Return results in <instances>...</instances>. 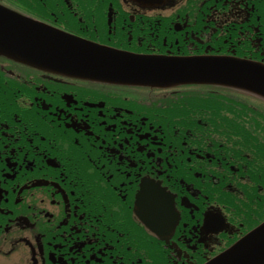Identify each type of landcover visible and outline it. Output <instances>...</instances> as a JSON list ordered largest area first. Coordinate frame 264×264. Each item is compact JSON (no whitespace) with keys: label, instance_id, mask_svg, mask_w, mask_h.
Listing matches in <instances>:
<instances>
[{"label":"flooded vegetation","instance_id":"1","mask_svg":"<svg viewBox=\"0 0 264 264\" xmlns=\"http://www.w3.org/2000/svg\"><path fill=\"white\" fill-rule=\"evenodd\" d=\"M0 3L130 53L264 63V0ZM26 67L0 61V264H201L264 219V181L247 171L264 151L225 145L213 123L167 120L201 85ZM207 104H191L196 118L216 120L197 111Z\"/></svg>","mask_w":264,"mask_h":264},{"label":"water","instance_id":"2","mask_svg":"<svg viewBox=\"0 0 264 264\" xmlns=\"http://www.w3.org/2000/svg\"><path fill=\"white\" fill-rule=\"evenodd\" d=\"M0 52L85 77L127 78L128 81L134 79L147 84L214 81L264 94V70L255 64L226 58L167 60L119 56L85 40L33 23L1 7ZM138 60L139 65H131ZM262 263L264 225L208 264Z\"/></svg>","mask_w":264,"mask_h":264}]
</instances>
